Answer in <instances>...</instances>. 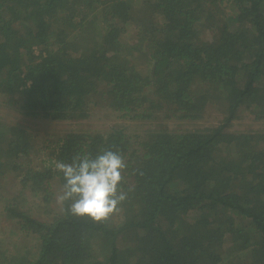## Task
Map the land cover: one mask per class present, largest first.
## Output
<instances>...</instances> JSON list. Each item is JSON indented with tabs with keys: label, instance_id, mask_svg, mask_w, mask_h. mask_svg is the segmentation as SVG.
Returning a JSON list of instances; mask_svg holds the SVG:
<instances>
[{
	"label": "trees",
	"instance_id": "1",
	"mask_svg": "<svg viewBox=\"0 0 264 264\" xmlns=\"http://www.w3.org/2000/svg\"><path fill=\"white\" fill-rule=\"evenodd\" d=\"M0 103L59 121L219 114L141 140L69 130L36 164L37 135L0 118V188L17 181L0 207L21 241L0 264H264V128L231 130L264 120V0H0ZM104 150L127 163L116 217L32 213L61 190L56 161Z\"/></svg>",
	"mask_w": 264,
	"mask_h": 264
},
{
	"label": "rangeland",
	"instance_id": "2",
	"mask_svg": "<svg viewBox=\"0 0 264 264\" xmlns=\"http://www.w3.org/2000/svg\"><path fill=\"white\" fill-rule=\"evenodd\" d=\"M143 64L144 63H140ZM95 112L87 118L82 120L66 121V120H51L48 118H36L24 116L19 113L17 109L12 108V106L0 103V118L10 121L12 123H17L22 127L27 128L32 131V133L37 135L36 146L42 151H38L35 154L36 158H33V164L41 163L42 159L45 160L47 151L43 145H49L52 141L56 140L60 136L67 133L69 130L83 131V132H108L113 128H121L127 134L132 135V139L141 140L145 137V134L156 131L160 128L169 129L171 131L183 132L194 129L195 127H204L208 125L215 124L218 120V115L216 112L211 113L209 116L201 120H186L178 117L168 118L163 113H158L157 117L152 118H140L135 117L134 113L128 115H120L118 112H114L106 107L100 108L96 107ZM264 128V120H253V118H248L243 115L233 121L231 130L233 131H244L248 129H260ZM135 144H138L135 142ZM46 153V154H45ZM6 175V174H5ZM3 189L0 188V192L10 195L14 194L17 187V181L8 173V176L4 178ZM6 185V187H5ZM52 199L48 202L40 204V202L30 201L32 206L31 211L35 216H38L44 220H50L54 215L60 211L61 205L56 201V197L60 192L59 185L52 184ZM0 207V243L6 248H11L10 243L15 241H20L17 238V231L12 223H7L4 215L1 212ZM116 217V216H114ZM28 240V239H27ZM26 241V239H25ZM21 242V241H20ZM19 242V243H20ZM29 244V240L26 241Z\"/></svg>",
	"mask_w": 264,
	"mask_h": 264
},
{
	"label": "clouds",
	"instance_id": "3",
	"mask_svg": "<svg viewBox=\"0 0 264 264\" xmlns=\"http://www.w3.org/2000/svg\"><path fill=\"white\" fill-rule=\"evenodd\" d=\"M126 168L125 156L112 150L94 157L77 154L70 163L56 161L55 169L64 179L56 201L73 216L106 222L122 211L131 191L124 189Z\"/></svg>",
	"mask_w": 264,
	"mask_h": 264
}]
</instances>
